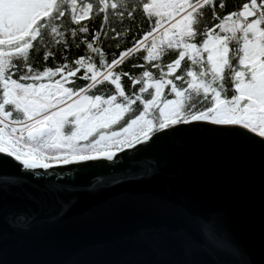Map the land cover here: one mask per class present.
<instances>
[{"label":"snow or ice","instance_id":"snow-or-ice-1","mask_svg":"<svg viewBox=\"0 0 264 264\" xmlns=\"http://www.w3.org/2000/svg\"><path fill=\"white\" fill-rule=\"evenodd\" d=\"M200 133L264 161V0H0V253L41 223L20 197L54 204L47 222L82 195L151 201L128 187L161 171L140 157ZM182 212L218 239V213Z\"/></svg>","mask_w":264,"mask_h":264},{"label":"water","instance_id":"water-1","mask_svg":"<svg viewBox=\"0 0 264 264\" xmlns=\"http://www.w3.org/2000/svg\"><path fill=\"white\" fill-rule=\"evenodd\" d=\"M153 161L160 173L128 186L152 194L151 201L124 200L113 192L82 195L65 215L47 222L56 213L54 204L20 197L15 205L35 210L41 223L27 236L9 234L2 259L7 264H185L189 259L240 264L242 257L232 254L224 238L261 259L264 161L258 154L234 153L208 133L183 134L162 140L140 157L144 167ZM63 167L70 172L76 165ZM161 200L170 207L162 209ZM185 208L200 217L218 213V239L202 235L183 214ZM186 240L195 242L192 256L185 252Z\"/></svg>","mask_w":264,"mask_h":264},{"label":"trees","instance_id":"trees-1","mask_svg":"<svg viewBox=\"0 0 264 264\" xmlns=\"http://www.w3.org/2000/svg\"><path fill=\"white\" fill-rule=\"evenodd\" d=\"M234 2H235V0H234Z\"/></svg>","mask_w":264,"mask_h":264}]
</instances>
